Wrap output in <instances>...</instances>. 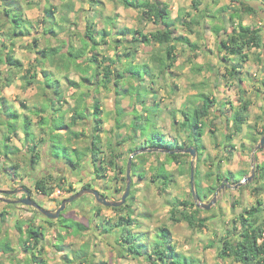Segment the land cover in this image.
<instances>
[{"label":"rangeland","instance_id":"rangeland-1","mask_svg":"<svg viewBox=\"0 0 264 264\" xmlns=\"http://www.w3.org/2000/svg\"><path fill=\"white\" fill-rule=\"evenodd\" d=\"M163 1L169 3L170 16L175 21L174 35L188 37L191 42L196 43L197 47L191 49L189 45L177 42L174 67L165 70L164 73H158L159 59H165V47L156 42L146 44L136 41L134 37L138 36L131 33L121 35L125 28L140 29L143 33H149L160 27L159 23L145 20L140 11L124 6L118 0H15L13 4L20 5L28 28L24 29L22 36L6 41H4L3 32H0V41L12 48L14 56L22 62V68L13 72L12 67L0 61V97H3L19 114L15 132L8 134L6 126L0 124V194L9 199H18L25 196V193L19 189L28 188L32 194L30 197L38 205L53 211L59 206L60 200L74 193H69L68 190L73 188L78 191L87 183L92 186L91 188L104 194V197L118 200L126 185V180H122L125 173H119L117 168L110 167L106 176L98 179L86 162L90 153L87 148L92 121L80 120L72 126L71 129L79 133V136L72 134L68 136L65 130L58 131L62 135L60 140L64 145L76 147L86 154L80 169L69 170L64 165V145L57 141L53 145L48 124H41V117L47 119L52 110L60 108L58 114H65L68 122L70 113L65 112L73 107L79 98L85 101L87 112L92 109L91 105L95 98H98L104 111L105 121L99 144L103 152L101 155L109 161L110 147L113 148L114 145L116 153L121 155L116 163L126 169L127 159L131 155L129 149L138 148L146 152L145 148H139L140 141L152 133L161 130L166 137L171 138L177 135L182 141L186 137L187 128H181L183 118L179 110L201 105L200 95L205 93L214 97L216 103L212 106L210 115L204 119L205 133L201 138V148L197 150L194 159V189L198 195L197 202L208 204L212 200L214 195V192L210 190L212 185L218 184L220 187L225 180L231 185L239 182L241 185L238 188L229 186L220 188L215 202L207 209L197 206L191 194L188 166L192 157L189 153L182 157L181 163L169 162L163 153L159 152L146 153L138 159L132 158L130 191L134 194L132 204L134 212L131 217L136 219V224L130 227L135 231L146 233L139 243H152L158 237L161 227L168 228L170 241L176 250L191 257L193 264H240L232 257H218L217 251L222 239L235 238L239 234L243 228L239 215L248 216L246 211L256 205L258 200H261V207L263 206L259 214L264 218V189L255 188L261 187L263 182V179L259 177L261 171L258 166L264 161V148L255 151L261 137L260 133L264 128L262 62L255 57L258 49L253 48L250 51L249 60L238 68L242 73L233 79L226 70L230 59L222 60L224 52L216 50L217 35L212 27L217 25L221 29L231 30V27L240 20L237 16L233 20L230 19V13H233V9L238 7V4L231 0H203V4L195 10L192 7V0ZM67 5H73L74 9L69 10ZM49 7L52 10L51 18L46 17L45 10ZM189 13L190 16L187 15ZM0 14L2 18L8 19L4 13ZM192 19H197L199 23H190ZM50 21L60 26L55 28L54 33H46ZM89 21L95 22L97 30L109 31V36L105 37L107 42H100L97 49H90L85 56L78 59L79 66L71 62L66 64L65 57L63 60L58 59L60 53H66L69 50L70 45L78 49L83 44L82 39H86ZM242 21L247 25L264 27V10L254 15L245 14ZM2 27L6 28L0 22V30ZM190 29H193V32ZM115 39H121L120 43L115 42ZM4 47L0 45V53L4 54L8 51V48ZM47 47L58 49L59 54L53 62L45 61L42 67L37 62V56H39L37 51ZM127 51L135 54L134 62L149 65L157 77H151L156 81L152 84L149 75H144L148 86L156 91L153 96L150 93L146 97L147 92L144 89L139 90L142 96L146 97L145 104L134 103L132 93L120 98L115 94V86L112 84L108 87L99 84V88L96 89V86L91 84L95 80L91 76L90 68L85 72L82 71V68L87 69L88 62L85 59L90 55L98 58L104 55L114 58L116 54ZM157 57L159 58L154 59ZM234 61L236 62V59ZM42 68L52 73L54 78L59 79L62 91L60 100L57 101L54 98L56 95L52 93L53 89L43 86ZM28 69L31 72H26ZM33 72H37L35 78L30 76ZM25 75L27 78H22ZM83 76L91 80L83 81ZM124 85L129 88L131 85L138 86L139 82L135 79ZM241 96L248 99L250 104L244 123L235 130L232 118L241 104ZM50 97L54 98L53 102L50 101ZM134 97L136 99L137 95ZM153 97L160 106L158 111L154 106L151 107ZM115 100L120 101V108L123 110L120 109L121 114H117ZM133 108L137 109L135 115L142 114L144 117L141 132L146 137L138 131L134 134L130 126L134 118ZM172 110L175 111L176 118H173ZM225 116L229 119L226 120ZM26 117L30 119L33 142L37 143L36 149L40 154L38 163L33 165L30 162L29 144L25 142L24 136L23 120ZM116 119L122 126L114 130L117 125ZM226 134L231 138L226 139ZM6 135L10 137L6 140L10 147L8 156L2 151ZM128 136L130 140L121 141L128 139ZM115 138L121 142L120 146L113 143ZM110 143L113 145L109 146ZM232 144L233 147H231ZM56 155L59 157L56 158ZM51 156L61 164L50 162ZM70 156L76 158L73 153ZM133 162L137 165L134 176L132 175ZM161 163H164L165 168L172 172L171 181L165 186L161 184L162 178L156 177V180L153 178L155 177L154 167ZM13 164L19 166L18 176H4L1 172L3 167ZM50 164H56L58 167H49ZM252 165L254 176L249 181L248 176L251 174ZM83 169L89 170L90 174L79 177ZM139 173H142V177ZM59 175H62L64 179H59ZM82 175L85 174L82 172ZM37 178L46 181L45 186L50 188L49 195H43L36 190L34 182ZM57 189H60L62 193L54 194ZM116 189L121 191L117 192ZM14 190L16 192L8 193ZM11 204L8 205L7 202L0 200V211L7 212L6 220H0V238L6 235L14 249L6 254L0 251V264H31L27 254L21 249V244L17 242L20 231L16 223L22 221L25 224L23 222L19 225L23 226V229L32 222L41 227L43 234L38 246L40 252L37 255L38 259H43L45 264H80L81 257L84 258L82 264H152V260L147 257L148 253L139 256L120 246L114 247V240L118 237L115 233L119 230L117 232L114 229L111 234H107L103 227H108L109 222L113 223L122 216H126L127 211L102 205L91 194L82 195L68 203L59 217L53 219V224H48L41 216L43 214L34 207L22 203ZM173 206L177 209L174 217H172ZM194 210L197 212L194 213ZM185 212H193L196 219H204L203 224L195 223L192 226L182 218V213ZM61 215L65 219L81 223L85 229L76 231L73 226L61 227L60 222L57 221ZM81 250L85 251L86 256H83ZM44 262L40 261V263Z\"/></svg>","mask_w":264,"mask_h":264},{"label":"trees","instance_id":"trees-1","mask_svg":"<svg viewBox=\"0 0 264 264\" xmlns=\"http://www.w3.org/2000/svg\"><path fill=\"white\" fill-rule=\"evenodd\" d=\"M95 1V0H93ZM121 4L126 7L134 8L140 11L141 15L145 20L152 21L155 23H159L160 27L157 28L155 31H151L149 33H143L140 29H128L125 28L121 35L125 33H131L133 35H137L138 37H134V40L139 41L141 43H152L156 42L159 45H163L165 47V59H159L158 62V73H164L165 70H169L174 67L176 62V43L181 42L189 45L191 49L197 47L196 43L191 42L188 37L183 35H174V26L175 21L170 16V7L169 3L163 0H118ZM233 3L238 4V7H235L233 13H230V19L233 20L234 17H238L240 20L239 22L232 26L231 30L228 29H221L220 26L214 25L212 28L213 32L217 35V42H216V50L217 52H224L222 56V60H229V66H226V70H228V74L234 79L237 75H240L242 72L238 69L241 67L242 63H245L250 58V51L254 49H258V53L256 54V58L261 63V68L264 70V27L262 25H252V24H244L243 17L245 14L254 15L255 13H259L264 10V0H231ZM15 0H1L0 1V13H4L8 19L2 18L0 14V22L6 26L2 27L0 32H3L4 41L10 40L13 37L22 36L24 34V29L27 30L28 25L25 23L23 17V10L21 9L20 5L13 4ZM203 4V0H192V7L195 10H198L199 6ZM52 6V5H51ZM69 10H73V5H67ZM223 10V9H222ZM46 17L51 18L50 13L52 10L46 8ZM205 13V11H203ZM186 14V13H185ZM190 16V13L187 14ZM257 15V14H256ZM46 20V19H45ZM241 21V22H240ZM197 22V19L190 20V23ZM49 26L47 27L46 33L55 32V28H60L58 23L54 21H50ZM222 30V31H221ZM193 32V29H190ZM106 29L97 30L96 24L94 21H89L87 24L86 29V39H82V45L78 47V49H74L72 45H70L69 50L66 53H60L58 59L66 58V64L68 62L77 63L78 59L85 56L90 49H97L100 42L106 43L105 37L109 36ZM98 37L100 38L98 40ZM121 39H115V42H119ZM120 43V42H119ZM0 45L7 46L0 41ZM8 48L6 53H0V61L6 62L13 72L16 70L19 71L22 68V62L17 59L13 54V49ZM202 50V48H200ZM37 62L44 66L45 61L53 62L54 58L57 54H59L58 49L53 47L43 48L42 50L37 51ZM226 54V55H225ZM135 54L131 51L124 52L123 54H116L114 58L109 56H102V58H98L95 55H90L85 60L88 62L87 69L82 68V71H92L91 76L94 78L95 82L91 83L93 86H96V89L99 88V84L104 87L110 86L112 84L115 86V94L117 96H125L126 94L129 95L132 93V98L134 103L141 104L146 103L145 98L151 93H156L153 87L148 86L146 83V79L144 75H149L150 82L153 84L155 83V79L151 77H155V74L152 72L151 68L147 64H138L134 62ZM154 58V59H158ZM236 59V62L234 61ZM61 60V61H62ZM109 61V63H108ZM131 62V63H130ZM79 66V63H77ZM116 65V66H115ZM90 66V67H88ZM143 71V72H142ZM26 72H31L28 69ZM31 78H35L37 72L31 73ZM41 75L43 77V86L46 88L53 89L52 93L56 95L54 97L57 101L61 98V88L59 79L54 78L52 73L46 71L42 68ZM41 77V78H42ZM9 79V77H7ZM22 78H27V76H23ZM138 80L139 85H131L127 88L124 84L131 80ZM83 81L91 80L89 77H82ZM75 84L74 81H71ZM263 90H264V78L262 79ZM144 89L147 92L146 97L142 96L139 90ZM150 90V91H149ZM135 95H137L135 99ZM200 97L202 98V104L199 106H195L192 108L184 107L180 109L179 112L182 114V124L181 128H187L186 137L181 141L179 136L175 135L171 138L165 136V134L158 130L152 133L149 136L143 135L141 132V126L143 125V115H135L137 112L135 108L132 109L134 112V118L130 122V126L135 132H139L142 134L144 138L140 141L139 148H145L146 152L138 150V148H130V152L133 153L134 151H139L134 159H138L142 157L144 154H154V153H163L166 157V160L169 162H177L181 163L183 161L182 157L186 155L183 152H173L170 151L181 149L188 147L190 145L195 146L197 150L201 148V138L205 133V122L204 119L208 117L211 113L212 106L216 103V99L214 97L209 96L208 94H201ZM53 97H50V101L53 102ZM154 98V97H153ZM264 99V97H263ZM140 100V101H139ZM241 104L239 108L233 114V124L235 130H238L241 125L244 123L250 101L245 99L243 96L240 97ZM119 100H115V109L117 114H121L120 112V104ZM85 101L82 98H79L77 103L67 109L65 113H70V120L67 122L65 114L59 113L58 111L60 108H55L52 110L48 118L41 117V124H48L49 131H51V137L53 138V145L54 142H59V144H63L61 142L62 135L59 130H65V133L69 136L75 135L79 136V133H75L71 128L73 125L78 123L80 120L89 119L92 121L91 127V135L88 145V150L90 151L88 159H86L88 167H90L93 171V174L96 178H104L108 173V169L113 167L114 169H118L119 173H125V176L122 180H126V169H124L120 164H117L116 161L121 158V155L116 153L113 145L110 149V159L109 161L105 160V157L101 154L103 153L99 147L101 142V133L104 131V118H103V110L101 108V102L98 98H95L93 104L89 112H87ZM155 107L158 111L160 106L158 105L155 98L153 99V105L151 107ZM122 110V109H121ZM123 111V110H122ZM0 124L5 125L7 128L8 134L10 132H15L16 130V123L19 118V114L16 109H13L9 103L3 97H0ZM173 118L175 117V111H171ZM225 119L228 120L225 116ZM117 125L114 127V130L117 128H121V124L116 119ZM23 129H24V136L25 142L28 145V150L30 153V162L31 164L38 163V159L40 158V154L37 151V143L33 142V133L30 130V119L27 117L23 120ZM264 134L263 131L260 133L262 136ZM227 135V134H226ZM119 137V136H118ZM10 137L6 135L3 141V154L8 156L9 154V145L6 143ZM231 138V136L227 135L226 139ZM130 140V136L128 139H122L121 141ZM32 141V143H30ZM181 141V142H180ZM115 145L120 146L121 142L119 139H114L113 142ZM52 145V146H53ZM64 145V144H63ZM234 145L232 144L231 147ZM65 151L64 156V165L69 170H78L80 169V164L85 159H83L86 154L83 151H80L76 147H68L66 145L63 146ZM164 150V151H162ZM1 151V149H0ZM72 151V152H71ZM151 152V153H149ZM76 155V158L71 157L70 155ZM201 154V153H200ZM56 158L59 156H55ZM54 157H50V162L56 163L59 161H55ZM128 160V159H127ZM61 164V162H59ZM49 167H58L56 164L48 165ZM190 162H189V172H190ZM155 168V177L162 178V185H168L171 181L170 178L172 177V172L165 168V164L161 163L160 165H156ZM258 169L261 171L259 174L260 179H263L264 175V161L258 166ZM19 166L17 164H13L8 167H3L1 171L4 176L12 175L13 177L18 176L19 174ZM137 170V165L133 162L132 168V175L134 176V172ZM79 177H85L90 174L89 170L83 169L80 171ZM82 172L85 175H82ZM51 176V175H50ZM139 176L142 177V173H139ZM197 177V174H196ZM52 178V177H51ZM59 179H64L62 175H59ZM239 179H237L238 181ZM45 180L42 178H37L34 182V187L36 190L41 192L43 195H49L50 188L45 186ZM198 183V182H197ZM72 184H70V187ZM199 186V184H198ZM217 185H212L210 190L212 193L218 188ZM84 187H92L90 184L85 183L82 188ZM72 188V187H71ZM264 189V182H262L261 187H255ZM28 189V188H27ZM53 190V188L51 187ZM125 187H123L122 192H124ZM77 190L71 189L67 192H76ZM117 192H120V189H116ZM192 194V193H191ZM71 195V194H70ZM102 195V194H101ZM104 195V194H103ZM105 196V195H104ZM134 199L133 192L130 191L128 197L126 198L124 204L118 207H112L116 210H126V216H122L120 219L113 223H108V227H103V230L107 232V234H111L112 230H119L118 233H115L118 237L114 240V247H122L124 250L131 252L132 254L141 256L142 254L148 253L147 257L151 259L152 264H193V259L189 256H186L182 253H179L173 243L170 241L169 238V230L166 227H161L158 232V237L152 242H142L139 243L140 239H143L146 236L144 231H135L131 229L130 226L136 224V219H132V215L134 209L132 207ZM62 200L58 202L60 205ZM8 205H12L11 203H7ZM261 200L257 201V204L249 208L246 212L248 216L244 217L243 214L239 215V221H241L243 228L239 232V234L235 238L226 237L222 239L221 244L218 247L217 255L220 258L232 257L234 260L239 262L240 264H264V218L261 217L260 211L263 209L261 207ZM14 205V204H13ZM175 208V209H174ZM176 207L173 206V215L176 213ZM197 212L194 210V213ZM7 212L0 211V220H6L5 214ZM194 213H182V218L187 220L189 224L194 226V224L202 225L204 219H196ZM181 214V212H180ZM48 224H53V219H49L44 215H41ZM17 218V215H15ZM178 220V219H177ZM59 225L63 228H68L73 226V229L76 231L85 229V226L81 223L74 221L72 219H65L60 216L57 220ZM18 222L16 223V227L20 231L17 242L21 244V249L24 250L28 256L29 261L31 264H45L43 259H38L37 253L40 252L38 248L39 243L42 239V231L41 227L34 224V222L29 223L26 225L25 229L23 226L19 225L22 224ZM25 224V222H24ZM114 232V231H113ZM25 233V234H24ZM234 240V241H233ZM147 246V248H145ZM11 240L6 237V235L0 238V251L3 253H9L13 251ZM83 256H86L85 251L81 250ZM77 253L76 254H80ZM85 253V254H84ZM80 264H82L84 258H80ZM44 262V263H40Z\"/></svg>","mask_w":264,"mask_h":264},{"label":"water","instance_id":"water-1","mask_svg":"<svg viewBox=\"0 0 264 264\" xmlns=\"http://www.w3.org/2000/svg\"><path fill=\"white\" fill-rule=\"evenodd\" d=\"M263 148H264V134L260 137L259 142H258V144L255 147V151L263 149ZM162 151H164V150H162ZM138 152L139 151H134L128 157L127 166H126V185H125L124 192L122 193L120 199H118V200L108 199V198L104 197L103 195H101V193L97 189H94V188H91V187L81 188L80 190L76 191L75 193H72L71 195H69L68 197H65L64 199H62L60 205L53 211L38 205L36 203V201L30 197V190L27 189V188H24V187L19 189V191H23L25 193L24 197H21V198H18V199H9V198H6V197H4V196H2L0 194V200L4 201V202H7V203H22V204H25L27 206L34 207L41 214H43L44 216H46L49 219L58 218L60 213H61V211H63L65 209V207H66V205L68 203L76 200L77 198H79V197H81L82 195H85V194L93 195L94 199L98 203H100L102 205L110 206V207H118V206L124 204L127 196L129 195V191H130V188H131V181H132V179H131L132 158ZM170 152L171 153H173V152H183V153H189L191 155L192 159L190 161V165H191V167H190V185H191V192H192V195H193V199L195 200L197 206H202V207H205V208L208 209L210 207V205L213 202H215L216 195H217L219 189L224 187V183H222L220 185V187H218L215 190L213 198L208 204L197 202L198 195L196 194L195 189H194V186H195V181H194V177H195L194 176V159H195L196 154H197V149L195 148V146L190 145L188 147L172 150ZM253 176H254V169H253V165H252L251 174L248 176V180L251 181ZM263 182H264V175H263ZM240 185H241V182L233 184V185L228 183L226 186L233 187V188H238ZM14 192H16V191L15 190L14 191H9L8 193L12 194Z\"/></svg>","mask_w":264,"mask_h":264},{"label":"flooded vegetation","instance_id":"flooded-vegetation-1","mask_svg":"<svg viewBox=\"0 0 264 264\" xmlns=\"http://www.w3.org/2000/svg\"><path fill=\"white\" fill-rule=\"evenodd\" d=\"M222 183H224V186H226L227 184H228V181L227 180H225V181H223ZM221 183V184H222ZM219 187V186H218ZM215 192V191H214ZM30 196H32V194L30 193Z\"/></svg>","mask_w":264,"mask_h":264},{"label":"built area","instance_id":"built-area-1","mask_svg":"<svg viewBox=\"0 0 264 264\" xmlns=\"http://www.w3.org/2000/svg\"><path fill=\"white\" fill-rule=\"evenodd\" d=\"M59 193H62V191L60 189H57L54 194H59Z\"/></svg>","mask_w":264,"mask_h":264},{"label":"crops","instance_id":"crops-1","mask_svg":"<svg viewBox=\"0 0 264 264\" xmlns=\"http://www.w3.org/2000/svg\"><path fill=\"white\" fill-rule=\"evenodd\" d=\"M119 104H120V102H119ZM158 113V112H157ZM19 219V218H18Z\"/></svg>","mask_w":264,"mask_h":264},{"label":"bare ground","instance_id":"bare-ground-1","mask_svg":"<svg viewBox=\"0 0 264 264\" xmlns=\"http://www.w3.org/2000/svg\"><path fill=\"white\" fill-rule=\"evenodd\" d=\"M103 44V43H102ZM131 63V62H130Z\"/></svg>","mask_w":264,"mask_h":264}]
</instances>
